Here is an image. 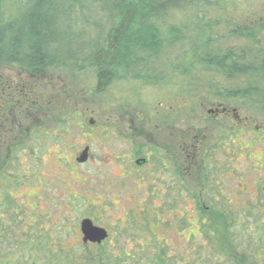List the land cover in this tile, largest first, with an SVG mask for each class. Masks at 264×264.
Listing matches in <instances>:
<instances>
[{
    "label": "rangeland",
    "instance_id": "374dc122",
    "mask_svg": "<svg viewBox=\"0 0 264 264\" xmlns=\"http://www.w3.org/2000/svg\"><path fill=\"white\" fill-rule=\"evenodd\" d=\"M203 10L205 32L212 40L208 58H231L227 64L235 69L217 68L211 58L206 64L200 60L188 64L178 43L165 49L147 81L119 78L98 94L93 74L49 72L35 76L0 65V89L18 90L0 92V150L5 157L6 146L20 144L17 160L0 178V264H51L48 251L55 253L62 244L73 249L80 246V223L95 216L101 217L96 225L110 231L113 247L120 244L138 254V244L147 243L148 257L153 259L164 242L171 245L170 256L174 252L181 255V249L188 251L190 242L172 230L170 235L156 233L162 240L156 248L148 245V234L140 235L137 247L126 244L136 242L140 228L134 225L139 217L126 220L125 216L139 215L135 207L145 197L134 192V183L129 182L133 191L126 190L121 179L124 163L119 158L128 153L134 157L137 147L147 146L152 138L166 142L178 157L183 132L189 130L190 139L202 138V144L195 141L194 146L201 150L194 162H189L185 175L189 192L197 197L208 176L203 157L209 158L213 149L222 185L234 189L230 196L226 192L225 198L234 202L235 211L242 209L240 199L245 196L239 191L245 184L255 193L263 189L258 181L264 184V0H208ZM186 33L188 37L190 32ZM204 99L232 105L237 116L247 118L251 126H238L233 119L236 127L229 130L221 119L207 115L202 108ZM154 130L157 133H152ZM87 145L94 159L79 164L76 158ZM61 157L70 163L59 161ZM210 163L206 167L215 170ZM44 181L40 186L38 182ZM76 193L89 199L74 207L72 203L82 199ZM186 199L192 207L198 202ZM213 220L226 256L236 264H255V257L264 255V248L258 253L260 242L252 232L245 234L249 240L244 242L250 249L236 251L227 236L225 216L217 213ZM123 225H131V233ZM234 230L239 233V227Z\"/></svg>",
    "mask_w": 264,
    "mask_h": 264
},
{
    "label": "trees",
    "instance_id": "16d2710c",
    "mask_svg": "<svg viewBox=\"0 0 264 264\" xmlns=\"http://www.w3.org/2000/svg\"><path fill=\"white\" fill-rule=\"evenodd\" d=\"M206 2L208 0H6L4 5L0 0V65L29 71L35 76L49 72L93 74L98 94L119 78L147 81L165 49L178 43L184 48L182 54L185 52L188 64L198 60L206 64L211 58L217 68L235 69L234 65L229 67L227 64L231 58H208L206 54L212 43L209 32H205L207 28L201 14ZM186 32H190L188 37H185ZM187 46L189 50L185 49ZM177 69L181 70V67ZM0 92L18 93V90L7 88L6 91L0 89ZM16 153L12 155V162L17 160ZM3 157V163L7 164L6 156ZM209 170L205 199L216 213L201 208L192 211L199 212L195 216L189 213V207L183 212H160L159 207L144 196L145 200L135 207L139 215L125 216L126 220L139 217L134 225L140 228V239L135 237L136 242L126 241V244L137 247L142 239L140 235L148 234L152 240L148 245L156 248L160 244L157 242L162 241L156 233L170 235L172 230L178 238L187 239V244L190 242L189 250L181 249V255L174 252L170 256L171 245L164 242L166 248H158L153 259L148 257L150 250L144 246L147 243H140L137 253L141 257L138 258V254L128 252L123 245L113 247L111 236L102 244H84L82 241L74 249L62 244L55 253L47 247L49 251L45 254L50 256L51 264H236L234 259L226 256L218 238L213 220L217 213L225 216L227 236L236 251L250 249L245 245V240H249L245 234L252 232L260 242L257 250L261 253L264 248L263 213L256 209L247 210L244 205L240 211L217 209L214 202H209L217 195L214 184L217 170ZM3 175L0 173L1 179ZM76 195L82 199L72 203L74 207L89 199L87 195ZM194 196L189 192L188 197L195 201L197 196ZM221 201V205L225 204L222 197ZM236 214L239 217H235ZM96 217L89 219L97 222L101 218ZM123 227L127 231L133 229L131 225ZM237 227L238 234L234 230ZM193 230L197 233L194 234ZM127 236L133 238V235ZM198 238L202 240L201 244L194 243ZM47 239L46 243L49 237ZM255 258V264H262V256Z\"/></svg>",
    "mask_w": 264,
    "mask_h": 264
},
{
    "label": "flooded vegetation",
    "instance_id": "af4514ba",
    "mask_svg": "<svg viewBox=\"0 0 264 264\" xmlns=\"http://www.w3.org/2000/svg\"><path fill=\"white\" fill-rule=\"evenodd\" d=\"M202 108L207 112L208 116H212L215 119H221L223 123H225L227 126L229 125L227 127L229 130H233V128L236 127V125H234L233 119L238 126L244 125L246 129L251 126L247 118L237 116L238 110L235 107H232L230 104H225L224 102H213L209 99H204L202 102ZM152 133H157V130H154ZM182 136V140L179 142L180 157L172 155L166 142L160 139L152 138L147 146L137 147L138 151L134 157H132L131 153H128L124 157L119 158V160L124 163L123 168H121V171L123 172L121 179H124L126 190L129 192L133 191L132 188H129V182L134 183L136 185L134 192L150 198L154 206L159 207L158 211L160 212H183L184 209L188 210L189 207V210L191 211H197L198 209L202 208L208 213H215L210 205L207 204L205 199L206 181L208 176L202 184V191L198 196L199 198L197 197V205L192 207V203H187L188 199L186 198H188L189 195V188L186 183L187 181L185 175L189 169V162L191 161L190 164H192L194 162L193 160L197 158V155L201 150L199 146H194L195 141L197 140L198 144H202V138L200 137L199 140V136H196L194 139H190L189 130L183 132ZM1 142L3 141L0 139V147L2 146ZM188 142L193 143L188 144ZM19 145L9 144V146H6L7 153L5 161H7V164H5V162L3 163L4 160L2 161V149L0 150V168L2 169L0 173H2V171L4 172L8 166L13 163L12 155L13 153L18 152L17 148ZM86 149L88 153L87 161L85 163H88L91 162L94 157L90 155L89 145L85 146L81 155ZM209 154V158L206 156L203 157L205 170L208 173L209 169L206 167V165H210V162H212V164H216L215 168L217 170V173L214 177V184L217 186V195L214 196L212 201L209 202H214L215 207L219 210H224L225 212L234 211V202L231 199L228 200V198H225V193L228 192L230 196L231 193H234V189L230 191L229 188H224L222 185V180L220 179L221 172H218L220 169V164L217 162V159L214 156L216 154L215 149H213ZM80 157L76 158L77 163H79L78 159H80ZM63 160L67 159H63V157L59 159V161ZM69 163L70 162L67 160V164ZM233 172H235V170H233ZM227 175L232 177L231 172H229ZM223 176L224 175H222V177ZM38 183L40 186H43L45 181ZM258 184L263 186L261 191H257L258 193H255V191L252 189L253 187L248 188V185L245 184V188L240 191V196H245V198L240 199L241 204L239 205H244L247 210H259L264 214V184L262 181H258ZM255 185H257V183H255ZM221 197L225 203L223 205H221ZM92 222L95 226L99 227L93 220ZM105 230L108 232V238L110 239V231L108 229ZM262 261V264H264V255L262 256Z\"/></svg>",
    "mask_w": 264,
    "mask_h": 264
},
{
    "label": "water",
    "instance_id": "95a60500",
    "mask_svg": "<svg viewBox=\"0 0 264 264\" xmlns=\"http://www.w3.org/2000/svg\"><path fill=\"white\" fill-rule=\"evenodd\" d=\"M87 149L83 152L79 163H85L87 161ZM81 234L83 236L84 244H102L108 238V232L104 228H100L94 225L92 220L84 219L80 226Z\"/></svg>",
    "mask_w": 264,
    "mask_h": 264
}]
</instances>
